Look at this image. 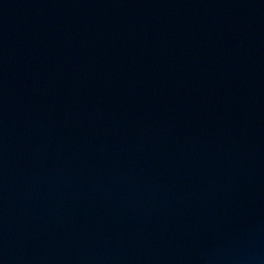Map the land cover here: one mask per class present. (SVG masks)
I'll list each match as a JSON object with an SVG mask.
<instances>
[{
	"label": "water",
	"instance_id": "obj_1",
	"mask_svg": "<svg viewBox=\"0 0 264 264\" xmlns=\"http://www.w3.org/2000/svg\"><path fill=\"white\" fill-rule=\"evenodd\" d=\"M0 264H264V0H0Z\"/></svg>",
	"mask_w": 264,
	"mask_h": 264
}]
</instances>
